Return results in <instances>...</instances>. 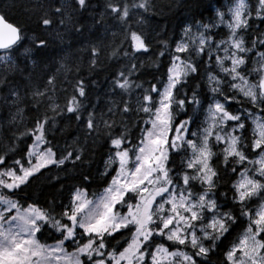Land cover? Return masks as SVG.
Listing matches in <instances>:
<instances>
[{"label": "snow or ice", "instance_id": "6c2138e0", "mask_svg": "<svg viewBox=\"0 0 264 264\" xmlns=\"http://www.w3.org/2000/svg\"><path fill=\"white\" fill-rule=\"evenodd\" d=\"M67 7L87 10L91 3L72 0L69 5L62 0L52 7L58 23L45 12L38 18L41 29L55 31L62 39L59 25L71 20ZM152 7L150 0H133L131 4L106 0L104 4L106 14L124 26L135 52L146 53L149 45L130 27V17L142 13L130 10L146 13ZM253 13L264 22V0H256L252 7L247 0H234L227 19L225 12L217 11L215 20L195 22V34L192 26L184 27L183 37L169 54L170 64L161 87L152 84L137 97L135 106L128 101L120 105L123 114H145L142 119L147 127L141 129L135 142L125 131L112 134L115 120L111 117L96 121L88 112L83 125L86 134L95 137L102 125L111 153L101 173L109 175L111 167L110 179L92 198L84 187H74L67 203L58 206L15 198L31 188L44 170L55 166L67 171L68 165L83 162L78 149L69 147L58 154L47 138V130L55 123V116L65 112L81 119L83 101L79 98L86 97L85 81L75 82L74 94L63 107L50 95L56 90L54 75L31 91L32 107L39 111L42 101L47 100L53 116L45 112L31 128L9 129L11 143L0 154V264H211L212 254L225 241L223 264H264V30L248 32ZM103 16L100 14L94 23L101 24ZM219 25L228 29L222 39H217L213 31ZM25 40H31L40 50L49 46L45 36L29 37L19 24L0 14V65L6 72L14 67L13 57ZM99 53L95 45L89 48L91 65H96ZM202 64L210 69L206 80L213 98L207 106L205 125L192 131L195 120L186 105L199 106L200 99L194 90L191 96L187 92L182 96L181 92ZM130 74L120 72L114 87L130 92L134 86ZM0 85L8 91L6 103L21 101L18 85L13 86L6 78L0 79ZM232 103L241 107L233 111ZM22 112L17 108L12 121L22 119ZM180 112L185 118L178 119ZM229 122H233L230 127ZM25 136L29 141H22ZM17 141L26 143V147L20 158L9 157ZM221 145L217 156L213 149ZM181 153L185 157L181 167L173 169V154ZM221 164L223 169L218 167ZM220 171L238 176L232 184L231 205L225 202V193H216ZM82 179L88 181L90 177L83 175ZM237 229L238 234L229 239ZM45 233L52 234L53 243L42 242ZM117 234L125 237L118 248L112 243L118 239Z\"/></svg>", "mask_w": 264, "mask_h": 264}, {"label": "trees", "instance_id": "16d2710c", "mask_svg": "<svg viewBox=\"0 0 264 264\" xmlns=\"http://www.w3.org/2000/svg\"><path fill=\"white\" fill-rule=\"evenodd\" d=\"M60 2L62 0H0V14H4L9 22L19 24L29 37L40 35L49 40V46L44 50L34 48L31 40H25L23 47L13 57L14 67L6 72L4 66L0 65V79L6 78L7 81L12 82L13 86L18 85L21 96V101L18 104L6 103L5 97L8 96V91L3 85H0V154L11 143L12 133L9 129L23 131L26 128H31L37 117L42 116L45 112L49 117L53 116L47 107L49 103L47 100L42 101L39 111L32 107L31 91L42 87L47 76L54 75L56 78V90L50 95L61 107L65 105L67 98L74 94L73 85L75 82L78 79L85 81L86 97L79 98L83 101L80 110L81 119L76 120L73 118L74 114L65 112L56 115L55 123L52 124L51 129L47 130V138L58 154L65 148L78 149L83 162H76V166L68 165L67 171L57 169L55 166L50 171L44 170L45 174L40 179L34 180L31 188L15 197L21 202L32 203L35 201L41 206H47L49 203L56 206L61 202L67 203L69 192L74 187H84L89 198H92L93 193L99 194L103 191L111 175V167L108 169L109 175H101L111 154L109 137L103 131L102 125L99 134L95 137L86 134L87 130L83 125L88 112L93 113L96 121L109 117L115 120V125L112 128L113 135L125 131L126 135L134 142L139 139L141 129L145 127L142 119L146 118L145 114L142 112L123 114L120 112V105L124 101H128L130 105L135 106L137 97L149 89L152 84L161 87L166 79L165 73L170 64L169 54L174 49L176 42L183 37L184 27L192 26V31L195 34V22L209 23L213 21L216 19L217 11L225 12L227 19L228 7L234 0H150L153 7L146 13L143 10L131 9L132 12L142 13V16L134 19L130 17V27L131 30L137 31L149 45V50L146 53L133 51L130 37L126 36L124 26L106 14L104 9L106 0H90L91 7L87 10L67 7L66 13L71 16V20L65 25H59L62 39L56 36L55 31L44 32L38 24V18L45 12L49 16H54L52 7ZM116 2L131 4L133 0H116ZM247 2L250 7L256 4V0H247ZM67 3L71 5L72 0H67ZM102 13H104L102 23H94V20L99 19ZM54 19L58 23L59 17L54 16ZM136 20L140 22L137 23ZM249 23L252 25L248 30L249 33L264 30V22H261L254 13ZM77 26L80 29L78 32L76 31ZM213 31L217 33V39H222L228 29L224 25H219ZM245 39H248L247 35ZM92 45L100 49L97 63L94 66L90 63L89 54V48ZM25 48L30 51L25 52ZM114 51L115 54H113ZM161 51H164L163 56L159 55ZM125 52L128 55H124ZM196 59L199 61L200 58ZM132 64L136 65L135 69L131 68ZM211 67L215 68L216 66L213 64ZM209 70L202 64L198 74L195 78L191 76L188 78V83L181 92L182 96L184 92L191 96L194 90L200 99L199 106L189 107L186 105L189 114L195 120L192 131L205 125L207 106L213 98L206 80ZM216 71L219 72V69L216 68ZM120 72L125 74L131 72L129 79L134 82V86L130 92L125 93L114 87L113 81ZM221 75L223 74L221 73ZM137 84L140 87H135ZM152 95L155 96L154 93ZM240 107L241 105L236 103L231 104L233 111ZM17 108L23 110L22 119L17 117V121L13 122L11 117L16 113ZM182 118H185L184 112L179 113L178 119ZM229 124L231 125L232 122ZM248 135L251 136L250 128ZM22 141H29V137H23ZM25 147L26 143L17 141L15 150L9 152L8 156L20 158ZM220 147L223 146L213 149L217 156H219ZM173 155L175 162L170 161V166L173 169H178L185 157L182 153ZM217 156L213 157L214 161ZM218 167L224 168L222 164ZM83 175H89L90 179L83 181ZM236 179H238L237 174L231 171H220L216 193L217 195L221 192L225 193L226 200L225 197L221 199L229 205L232 203V184ZM238 232L239 229L229 239H233ZM117 237L118 239L112 243L118 248L124 243L125 237L120 234H117ZM42 242L53 243L52 234L45 233ZM226 245L227 241L212 254L211 264H223Z\"/></svg>", "mask_w": 264, "mask_h": 264}, {"label": "rangeland", "instance_id": "374dc122", "mask_svg": "<svg viewBox=\"0 0 264 264\" xmlns=\"http://www.w3.org/2000/svg\"><path fill=\"white\" fill-rule=\"evenodd\" d=\"M207 118H208V116L206 117L205 121L207 120ZM232 123H233V122H232ZM228 126L230 127L231 125L228 123ZM145 127H147V126L145 125Z\"/></svg>", "mask_w": 264, "mask_h": 264}]
</instances>
